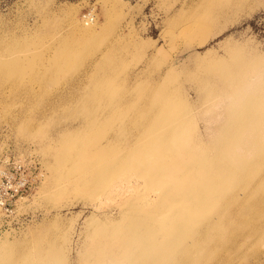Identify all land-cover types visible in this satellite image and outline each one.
Masks as SVG:
<instances>
[{
    "label": "rangeland",
    "instance_id": "1",
    "mask_svg": "<svg viewBox=\"0 0 264 264\" xmlns=\"http://www.w3.org/2000/svg\"><path fill=\"white\" fill-rule=\"evenodd\" d=\"M84 22L93 37L72 32ZM183 22L203 27L184 33ZM0 62V264H175L187 229L198 230L191 264H264V211L240 213L246 190L234 195L212 173L231 159L208 148L233 149L264 115V0H0ZM156 102L166 113L149 118ZM120 138L134 141L129 151ZM249 147L231 157L262 154ZM121 156L132 161L86 174ZM188 157L212 165L163 179ZM112 229L129 236L120 255L123 244L100 250Z\"/></svg>",
    "mask_w": 264,
    "mask_h": 264
},
{
    "label": "bare ground",
    "instance_id": "2",
    "mask_svg": "<svg viewBox=\"0 0 264 264\" xmlns=\"http://www.w3.org/2000/svg\"><path fill=\"white\" fill-rule=\"evenodd\" d=\"M216 9L215 10H211L208 13L209 17H214V15L218 16L219 14H221L220 7L221 6H215ZM85 23V22H84ZM80 24L81 26H78L77 28L74 29V31L72 30V32H78L79 36L81 38L83 37H88L91 36L93 37L94 33H93V27L91 24L89 23H85V25ZM203 27L202 23H189V22H183L181 24V32L187 33V30L190 29H197V28H201ZM210 28L207 29H201V31H199V39L203 40L205 38V36L207 35V33H209ZM77 49L81 48V46H75ZM105 50V49H104ZM105 55V54H104ZM15 64L13 62H10L9 65L12 67ZM9 65L7 64V67H9ZM6 66L5 63L0 62V68H4ZM218 71L221 74V71L219 70L218 67L215 66H210L207 68L206 72L208 73H214L215 71ZM149 108H151V110H157V112H159V114L157 115V113H153L152 111L149 113V118H155L157 116V118H160L161 115L160 114H165L166 113V107L165 104H163L162 102H156L154 104H150L148 105ZM237 119L239 121H246L247 120V115L241 113L238 115ZM264 115H259L258 117H256V125L253 127V131H250V133L248 134V139L244 138L242 139L241 137L237 138L235 137V147L233 149H227L224 144H218L216 143L213 146L208 147L209 151H214L213 149H211L212 147L216 148L219 152V154H222V156H224V158L228 157L229 159H231L229 162H224L221 163L220 165H218V167L212 171V173H217L219 176V179L224 180L225 183L227 184V186L234 192V195L236 193L239 194L238 190H241L243 194H241L243 197L241 199H238V204L236 207L239 208V211L241 214H245V213H250L253 210L256 209L257 206L260 207V211H264V202L262 200V197H264V142L262 141V135L261 132L264 131ZM177 131V128L172 129V131L169 132V134L172 135V132ZM165 135L162 136V138H164ZM120 142H121V146H124L123 149L127 152L129 151V149L132 147V145L134 144V141H130L127 138H120ZM246 143L250 144V147L252 149V147H259L262 148V154L256 159V160H240V159H234L232 158V154L234 153H242L244 151L243 149V145H245ZM209 154V153H208ZM77 158H81V159H85V156H76ZM127 159H131V157H125V156H121L120 158L109 162L108 164L105 165V167H99L98 169H96L94 166L87 168V173H92L95 174L96 171H100L101 169V173H99L98 175H102L103 177L107 176L108 174H111L114 172V170L118 169V168H122ZM132 161V159H131ZM212 162H210V160H208L205 157H200V158H192V157H188L185 160V165H182V168L176 172L174 174V176H171L170 174H168V172L163 171V179L172 182L173 184H177L180 181L183 180V178H177V176L181 175V174H186L189 173L192 169L194 168H199V167H208L211 166ZM225 169H229L235 172V174H227L225 173ZM104 170V171H103ZM103 171V172H102ZM82 173V174H81ZM79 173L76 178L79 179L77 181L85 182L86 180H82L83 177L86 179V175L84 172ZM259 174V178L261 180L260 184L258 185V192L259 195L257 198L254 197V199H250L248 197L249 194V189L252 185V180L255 178V175ZM238 180H240V182H238ZM130 188H135L134 185H129ZM123 191V190H122ZM146 198V197H144ZM233 202H235V200L237 198H235V196L230 197ZM137 199V198H135ZM147 200V198H146ZM142 203L138 202L137 206L133 205V208L129 211L130 213H134L138 207H141ZM221 212H223L224 210L221 209ZM230 212V209H228L227 213ZM243 225H246L245 221H242ZM219 223H216L215 221H207L205 223V227L209 228V227H215L217 226ZM219 226H221V224H219ZM225 226V225H224ZM141 232L144 233L145 232V227L142 226L141 227ZM198 230H190L187 229L184 231V237H185V241H183V239L181 237H179L176 242H174L172 245L175 246L177 248L176 253L172 254L170 256V259L168 262H175V264H191V262L193 261V257L190 256V251L191 248L190 246H187L188 241H190L195 234H197ZM159 234L160 237H162V239H164L165 237V230L164 229H160L159 230ZM112 235L114 237V239L111 236H105L104 240H103V245L100 246V250H104L105 252L109 253V254H113L115 249H121L119 247H117L120 244H123L122 247L124 249H121L119 252V255L122 252H125L128 248L129 245L127 244L130 240H129V236H121L122 238H117L115 236V230L112 229ZM248 235V234H247ZM249 236V235H248ZM170 237V234L168 233L166 236V239H168ZM165 239V240H166ZM170 240V239H169ZM168 240V241H169ZM167 241V242H168ZM235 240H232L231 242H234ZM115 243V244H114ZM213 244L215 245H225L226 242L224 240H214L212 241ZM149 244L146 242H142L137 249V254L139 255H144L146 253V249L148 248ZM106 261L111 262L112 259L111 257H108L106 259Z\"/></svg>",
    "mask_w": 264,
    "mask_h": 264
}]
</instances>
